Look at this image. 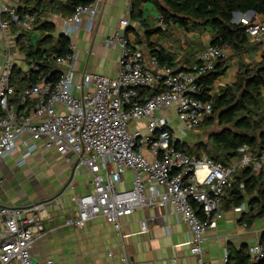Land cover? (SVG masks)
Wrapping results in <instances>:
<instances>
[{"label": "built area", "instance_id": "2783aa9c", "mask_svg": "<svg viewBox=\"0 0 264 264\" xmlns=\"http://www.w3.org/2000/svg\"><path fill=\"white\" fill-rule=\"evenodd\" d=\"M98 11L95 2L76 6L65 19L63 36L70 38L85 19L90 29ZM235 17L246 26L250 39H261L264 21ZM34 21L35 16L22 15L17 8L0 9L7 52L0 64V160L21 146L25 151L18 164L22 166L37 150V142L63 157L75 156L89 170L93 188L73 198L77 211L67 225L82 228L104 218L120 231L121 219L136 210L170 206L189 226L195 264H210L202 245L213 216L220 217L236 174L243 169L255 174L264 170V151L254 155L247 146L228 164L207 154L191 157L176 148L212 115L213 100L199 98L203 79L227 56L228 46H207L189 66L161 65L119 31L104 40L105 47L118 44L120 48L116 78L84 73L77 81L78 51L69 45L67 54L53 55L60 71L56 81L43 80L41 73L36 83L17 93L12 79L19 41ZM162 22L159 16L160 26ZM129 25L128 19L120 21L122 30ZM31 69L39 67L33 64ZM45 211L42 204L0 209L1 264H43L33 257L32 248L44 235ZM141 229L148 230L147 220L141 221ZM250 255L249 264L264 261V245L253 246Z\"/></svg>", "mask_w": 264, "mask_h": 264}, {"label": "crops", "instance_id": "0c3cea01", "mask_svg": "<svg viewBox=\"0 0 264 264\" xmlns=\"http://www.w3.org/2000/svg\"><path fill=\"white\" fill-rule=\"evenodd\" d=\"M69 1L44 0L39 5L36 15L40 16L41 24L51 26L53 32L38 27L24 31L28 44L35 46L49 35L55 39L63 36L65 19L71 12ZM92 2L99 6L92 27L89 29L85 19L69 38L70 46L78 51L75 63L77 81L84 73H98L110 78L118 76L120 48L118 44L105 47L104 40L119 31L126 34L146 57L151 56L153 49L163 48L174 57L176 67L193 64L198 54L212 44V35L207 30L203 33L198 32L199 29L186 31L173 23L160 26V15L151 1ZM20 6V0H0V9H19ZM244 16L264 21L263 15L252 11L236 15L235 20ZM123 19L130 21L125 30L120 26ZM247 41L249 47L243 53L228 46L224 58L228 68L215 81L210 93L216 95L222 88L233 84L242 66L253 70L263 62L264 34L258 42L249 37ZM20 48L16 55V69L29 72L34 63L26 60ZM6 54L0 32V63L6 59ZM261 94L264 98V88ZM187 137L182 138L181 143L189 146V141L185 140ZM37 147L22 166L18 164L25 151L21 146L11 156L0 160L4 192L1 198L6 204L27 208L44 201V235L32 248L37 261L43 264L48 260L54 264H195L196 259L189 250V226L174 214L170 206L138 209L121 219L120 231L104 218L92 220L82 228L67 225V220L77 211L73 198L91 192L92 176L75 156L63 157L54 148H45L44 142H37ZM251 173L255 177L262 175L264 180V170L259 174ZM257 198V193L245 195L242 205L229 207L223 201L220 217L215 219L213 216L202 245L204 258L210 264H235L240 261L241 254L248 258V263L251 262L250 250L261 244L264 233V221L254 225L257 219L264 217L250 219L259 213L261 203L256 201ZM142 220L148 221L147 231L141 229ZM226 255L228 261H225Z\"/></svg>", "mask_w": 264, "mask_h": 264}, {"label": "trees", "instance_id": "16d2710c", "mask_svg": "<svg viewBox=\"0 0 264 264\" xmlns=\"http://www.w3.org/2000/svg\"><path fill=\"white\" fill-rule=\"evenodd\" d=\"M92 1L70 0L71 12L68 16L74 12L76 6L88 5ZM142 1H151L154 4L165 25L173 23L188 30L203 28L211 33L213 45H227L238 53L246 52L249 46L246 26L234 21L235 13L245 14L252 11L264 16V0ZM20 2L18 13L35 16L33 27L53 32V28L46 23L41 24L40 16L36 15L39 5L44 0H20ZM19 43L26 60L30 64H36L39 70L31 69L29 72L22 73L21 70L14 68L12 81L17 93L36 83L41 73H43V80L56 81L58 79L60 71L53 55H65L69 52V38L60 36L55 39L49 35L34 46L31 43L28 44V38L24 33ZM151 56L156 57L161 65H174V57L163 48L153 49ZM262 65H264V58L263 62L253 70L242 66L236 81L211 97L209 94L215 81L223 76L228 68L227 60L220 59L214 70L203 79V93L199 97L204 101L213 100L212 115L202 125H211L216 120L222 127L211 138V144L216 154L213 156L207 149L204 151L198 149L194 152L193 148L183 143H177L176 148L191 157L207 154L210 158L223 164H228L244 146H247L254 155H260L264 151V98L261 94V89L264 88V70L257 73V69ZM235 179L229 196L224 199L227 202L226 206H240L244 202L245 195L257 193L256 201L261 203V207L259 213L256 216H251L250 219L264 217L263 176L255 177L250 169H243L236 174ZM200 213L198 211L199 215ZM261 244L264 245V233ZM260 263L262 264L264 261ZM235 264H249L248 258L241 254L240 261Z\"/></svg>", "mask_w": 264, "mask_h": 264}, {"label": "rangeland", "instance_id": "374dc122", "mask_svg": "<svg viewBox=\"0 0 264 264\" xmlns=\"http://www.w3.org/2000/svg\"><path fill=\"white\" fill-rule=\"evenodd\" d=\"M165 23L162 22L161 26H164ZM199 29L198 32L203 33L206 30L203 28H197ZM190 31H194L196 29H189ZM188 29H186V31H189ZM1 64V63H0ZM222 129L221 125L215 120V122L211 125H202L200 128H198L196 131L189 133L188 137L185 139L186 141H189L190 143V148H193L194 152H196L198 149L200 150H205L207 149L210 154H212L213 156H215V151L212 147L211 144V138L213 136V134L219 132ZM127 178H130V173H127ZM264 218L261 219H257L254 222V225H258L259 223L263 222Z\"/></svg>", "mask_w": 264, "mask_h": 264}, {"label": "water", "instance_id": "95a60500", "mask_svg": "<svg viewBox=\"0 0 264 264\" xmlns=\"http://www.w3.org/2000/svg\"><path fill=\"white\" fill-rule=\"evenodd\" d=\"M235 15H240V13H235ZM262 70H264V65L260 66L257 69V73H260V71H262ZM3 194H4V192L2 191V187L0 185V209H22L23 208V207L10 206V205L6 204L5 201L2 200V198H1L3 196ZM43 203H44V201L39 202V204H35V205H41Z\"/></svg>", "mask_w": 264, "mask_h": 264}]
</instances>
